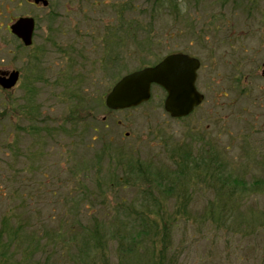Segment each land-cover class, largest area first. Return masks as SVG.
<instances>
[{"label":"rangeland","instance_id":"obj_1","mask_svg":"<svg viewBox=\"0 0 264 264\" xmlns=\"http://www.w3.org/2000/svg\"><path fill=\"white\" fill-rule=\"evenodd\" d=\"M177 2L0 0V65L22 72L0 87V223L27 227L3 264H264V0ZM22 16L36 19L30 48L8 28ZM178 52L202 62L197 111L171 118L154 85L148 103L108 112L118 79ZM32 105L51 135L14 152ZM146 225L158 243L154 229L136 252Z\"/></svg>","mask_w":264,"mask_h":264},{"label":"water","instance_id":"obj_2","mask_svg":"<svg viewBox=\"0 0 264 264\" xmlns=\"http://www.w3.org/2000/svg\"><path fill=\"white\" fill-rule=\"evenodd\" d=\"M48 6V0H34ZM35 22L32 18H21L12 25V32L29 46L32 44ZM201 62L184 53L167 56L154 67H147L123 77L113 87L106 98V106L111 110L138 107L151 98V86L157 84L167 92L165 110L172 118H185L204 101L196 86ZM19 79L15 71L10 77L0 76L4 89L13 88Z\"/></svg>","mask_w":264,"mask_h":264},{"label":"trees","instance_id":"obj_3","mask_svg":"<svg viewBox=\"0 0 264 264\" xmlns=\"http://www.w3.org/2000/svg\"><path fill=\"white\" fill-rule=\"evenodd\" d=\"M229 3L231 4V6L235 5V3H232V2H229ZM163 6L170 7V8H167L170 11L175 10V11L179 12L181 9V8H179V4H178L177 0H154L153 7L155 10H159V8H162ZM131 22H133V20L129 21V23H131ZM29 107H30L31 114H28L26 112V114H23L22 117L24 116L25 119H27V121L31 122V123H33L32 121L34 120L36 122V125L30 126L29 129L25 128V126L22 129L20 126H18L16 128L15 132L22 135V140L20 141L19 136L14 135V137L17 138L16 140L14 139L15 143L12 146L11 145L7 146L9 148H12V151H14V152L23 148L22 144L24 143V140L27 137H29V138H34V137H38V136L40 137V135L43 133H46L47 135H51L49 133V128L47 130H45V129H43V126L42 127L40 126L42 116L40 114L36 113L37 110H35L33 105L29 106ZM2 118H4V117H2ZM0 126L2 127V125H0ZM3 134L4 133L2 132L0 135V139L3 136ZM42 139H43V137H41L40 140H42ZM36 145L40 146L39 143L38 144L36 143ZM32 151L33 152L31 154H28V157H30V158L37 156V152L34 148L32 149ZM188 152H190V151H188ZM187 156L189 158L191 156V154H187ZM139 172L141 174H144V176L141 175L140 178L143 177V180H147L144 178L148 177L146 174L149 173V170L147 171L146 169L141 168ZM29 193H31V192H29ZM28 196H30V194H28ZM29 199H30V197H29ZM154 207H155L154 208L155 210H152L151 213L154 212V214L156 213V215L158 216L159 211H163L162 206L161 205H154ZM182 207H183V205H182ZM178 216H180V210H177L175 216L173 218H169V219H174ZM142 221L145 222L144 220H142ZM145 227L146 228L144 230L140 231L141 233L138 235V238L136 240L134 238L131 240V246L134 245L136 252H137L138 247L140 245L144 244V242L141 240L142 236H144V235L154 236V234H155L154 229H157V232H158V229H160L157 227V225L155 227L146 225ZM94 228L97 230V227H94ZM25 231H27V227H26V222H25L24 218L23 219L19 218V221L16 222L15 224H12V222L10 221V218L8 216H6L2 219V221L0 223V264H3V263H6L7 261H10L11 260V258L9 257L10 255H12V257H14L13 256L14 255L13 249H15L17 252H20L21 248H18L19 243H20L19 239H20L21 234H23ZM36 232L39 233V231H36ZM160 232H158V234H156L153 238L157 243H158L159 238L158 239H156V238L158 237ZM162 233H163V239L161 241L162 246H163L162 250H163V252L166 253V251H168V244L167 243L169 241L168 240L169 229L162 230ZM61 235H62V232L56 233L54 239L57 238L60 240ZM37 237L38 236H35L34 234L32 236H30L32 241L35 240L37 243H39V241L37 240L38 239ZM84 243H87V240L84 241ZM124 251H126V252H124ZM124 251H121L120 257L126 256V255L132 253L133 250L132 251L131 250H129V251L124 250ZM27 255H31V253L28 251V249L24 248V253L21 254V256L26 257ZM153 259H154V262L152 264H164L165 260H166L165 254H163V253H162V256L158 257V259H156L155 255H153ZM48 261H49V259H48ZM90 264H94V263L92 262Z\"/></svg>","mask_w":264,"mask_h":264},{"label":"flooded vegetation","instance_id":"obj_4","mask_svg":"<svg viewBox=\"0 0 264 264\" xmlns=\"http://www.w3.org/2000/svg\"><path fill=\"white\" fill-rule=\"evenodd\" d=\"M25 4L34 7L35 9H39V8H43L42 5H36L33 1H28V0H23ZM8 6L3 4V9H7ZM22 17H27V16H22ZM34 18V17H33ZM9 30L11 32V24H9ZM14 70H18V69H12V68H7L4 66L0 65V74L1 75H8L7 73H10ZM20 72V75L22 76V72L20 70H18ZM21 76L19 78V81L21 80ZM5 91H10V90H5Z\"/></svg>","mask_w":264,"mask_h":264}]
</instances>
